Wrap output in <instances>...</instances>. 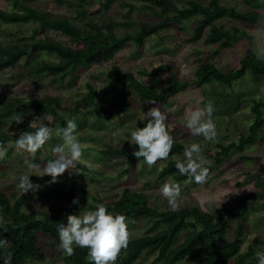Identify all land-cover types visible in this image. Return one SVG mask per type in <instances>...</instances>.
<instances>
[{
	"label": "rangeland",
	"instance_id": "374dc122",
	"mask_svg": "<svg viewBox=\"0 0 264 264\" xmlns=\"http://www.w3.org/2000/svg\"><path fill=\"white\" fill-rule=\"evenodd\" d=\"M30 5L36 11H44L47 15L66 17L81 30L88 29L92 22H102L103 19H113L119 25L116 32L132 30L142 27L147 22H156L158 16L138 0H112L104 7L105 0H86L84 3L85 15L78 14L76 7L57 0H20ZM188 0H173L179 7L187 5ZM206 4L208 0H195ZM219 4L233 7L239 12L256 10L264 17V0H255L247 3L244 0H218ZM101 4V5H100ZM103 4V5H102ZM0 9L4 11L20 10L13 5L12 0H0ZM198 16H192L183 21L182 27L176 24L161 29L158 33L146 37L142 48L137 49L133 41L126 43L121 50L115 53L112 59L98 64L87 65L76 53L72 61L77 66L70 74L62 78H54L46 73H29L27 68L41 61H59L54 53L46 51H29L27 56L15 67H8L0 71V98L3 101L13 100L16 96L26 100L40 98L48 95L59 96L65 106L81 97L87 92V84L94 89L96 103L83 107L75 115L58 112L59 117L67 122L72 119L77 123L76 134L84 148V159L94 165L96 170L90 171L83 164L76 169L66 171L58 177V182L50 183L51 177L43 178L30 175L34 184L42 187L59 185L65 188L72 187L78 197L86 204L92 197L102 199H116L125 187L132 191H141L148 197L149 203L156 209H170L167 201L159 194L160 186L167 182L181 184L180 206H198L203 211L212 213L217 207L230 208L237 196L242 193H255L261 188L257 182L264 178V123L252 143L243 149H232L220 163L214 162L217 156V143L228 144L236 142L240 134L248 133V126L253 120L251 111L252 100L264 95V76H253L247 72L243 77L235 80L230 86L220 82H209L201 86L194 84L195 69L203 63H214L222 71L237 67L240 58L246 49L251 47L253 52L264 49V18L255 23H245L225 16L215 21L227 30L237 27L245 32L239 34L231 46L221 48L218 44H206L204 37L191 40ZM125 23H127L125 25ZM38 22L34 19L23 22L4 23L0 21V42L4 45L22 44L48 37L79 48L69 36L51 29L37 28ZM258 56V55H257ZM112 65L119 70L131 71L134 76L146 85L155 89H167L171 83L169 71L151 72L159 66H168L179 80L188 83L171 96L167 102H148L140 100L133 92L126 99L125 108H119V91L121 85L110 80L107 72ZM142 71H147L143 73ZM99 89V90H98ZM203 103L197 104L198 100ZM209 100L214 104L212 119L216 125L217 137L213 142H207L203 137L193 136L184 126L187 110L203 107ZM100 104V105H99ZM160 107L167 113V127L173 139L187 145L196 142L205 145L204 157L214 162L210 179L206 184L198 185L194 182L176 180L171 175L158 177L161 167L167 160L158 161L152 168L144 164L143 159H134L128 162L125 155L104 152L108 146L118 148L126 147L131 152L138 150L137 145H130L126 138L130 131L136 127H143L144 112L151 107ZM263 119H264V109ZM20 114L23 122L19 125L12 121V117ZM32 124L40 126L47 124L56 129L65 127L53 121L51 114H41L34 109L16 111L10 116L0 119V145L6 151V157L0 160V190L8 194L21 195L17 190L18 176L28 172L24 163L25 154L18 153L14 147L15 140L22 135L25 126ZM62 141L53 135L42 149H40L33 162L44 167L48 160L53 159L51 149ZM184 153V152H183ZM183 153L174 154L170 158L183 159ZM30 159V158H29ZM33 196L24 194L23 210H40L52 213L54 208L65 206L66 203L57 199H46L38 191ZM208 196L216 198V204L211 209L206 205ZM220 204V206H219ZM250 208L246 215L244 234L242 236L241 251H246L254 240L261 243L255 250L264 249V204L250 201ZM130 238L144 233L150 225L146 219L128 220ZM235 221L229 220L226 233L219 238V242L232 238ZM184 234L178 236L177 242ZM59 243L40 233V247L44 253L43 261H26L23 264H59L65 255L58 247ZM200 259L184 258L178 264H200ZM151 257L142 255L135 264H150ZM228 264H233L231 261ZM246 264H257L255 255Z\"/></svg>",
	"mask_w": 264,
	"mask_h": 264
},
{
	"label": "trees",
	"instance_id": "16d2710c",
	"mask_svg": "<svg viewBox=\"0 0 264 264\" xmlns=\"http://www.w3.org/2000/svg\"><path fill=\"white\" fill-rule=\"evenodd\" d=\"M57 1L76 7L78 14L85 15L86 13L84 8L86 0ZM111 1L105 0L104 7H107ZM138 1L151 9L158 16L159 21L147 22L142 27L117 33L115 29L119 24L113 19L106 18L100 23L92 22L88 29L81 30L69 18L47 15L44 11H36L20 0H12L13 5L19 7L20 10L4 11L0 9V21L15 23L34 19L38 22V29L45 30L47 28L59 31L81 46L74 48L48 37L22 44L4 45L0 42V71L17 66L29 51L39 50L56 54L59 61H41L32 64L27 68V72H43L54 78H62L76 68L77 62L72 61L76 53L80 54V58L87 65L98 64L112 59L115 53L129 41H133L137 49L140 50L146 37L158 33L159 30L168 28L172 24L182 27L183 21L192 16H198L193 35L190 38L192 41L199 39L208 29L204 42L218 44L219 47L225 48L231 46L237 36L245 32L237 27H233L229 31L223 25H217L216 20L228 16L251 24L264 18L262 13L256 10L239 12L233 7L219 4L218 0H208L206 4L188 0L184 7H179L173 0ZM244 1L255 2V0ZM161 71L170 72L171 83L167 89L158 90L139 81L131 71L123 72L116 65H112L106 75L110 80L121 85L118 107L121 109L126 107V99L132 92L142 101L167 102L171 96L188 86L187 82L179 80L166 65H159L151 70L154 73ZM142 72L147 73V71ZM247 72L253 76H264V59L258 58L251 47L246 49L237 67L228 71H222L214 63L199 65L195 69L194 84L201 86L216 81L230 86ZM87 89V92L74 100L70 106L63 105L60 97L53 95L30 100L19 96L8 101H3L0 98V119L10 116L16 111L34 109L41 114H51L55 123L64 126L66 122L59 117V111L75 115L83 107L96 103L93 87L87 84ZM250 109L253 120L248 126V133L240 134L236 142L217 143L218 150L214 162L220 163L232 149L241 150L255 139L264 123L262 112L264 95L253 99ZM31 129L30 126H25L26 131ZM186 145L174 140L168 160L161 167L158 177L163 178L171 175L176 180L188 179L179 174L175 168L176 160L170 158L174 154L183 153ZM202 146L203 151L207 150L205 145ZM103 151L125 155L128 162L137 159L132 155L133 152L126 147L108 146ZM214 162L209 165L210 174ZM257 184L261 187L259 191L239 194L232 207L216 208L212 213L203 211L198 206H180L178 211L156 209L150 205L145 193L132 191L128 187H125L116 199L107 200L92 197V203L86 204L76 195L72 187L65 188L59 185L42 188L38 193L46 199L64 201L65 206L54 208L52 213L40 210L26 212L22 208L24 194L15 196V194H8L0 190V217H3V223L0 224V239H7L9 242L5 248L0 249V264H4V256L9 252L12 254L11 264L43 261L44 253L40 247V233L47 234L55 243H59L57 225L66 223L68 214L80 215L85 210H94V205L97 203L104 204L106 209L113 214L124 215L126 222L131 219L150 221V225L143 234L130 238L127 248L122 250L116 264H135L142 255L151 257L150 264H178L179 261L187 257L200 259V264H228L230 261L233 264H246L255 255V247L261 243L258 239L254 240L246 251H241L242 236L245 230L244 222L250 208V201L264 204V178H259ZM28 194L33 196L34 193L30 191ZM73 198H78L79 204H73ZM229 220H234L236 224L232 238L219 242V238L226 233ZM181 233L184 235L177 242ZM86 256L87 249L75 248L74 254L72 256L64 255L59 264H91Z\"/></svg>",
	"mask_w": 264,
	"mask_h": 264
},
{
	"label": "clouds",
	"instance_id": "9594fccd",
	"mask_svg": "<svg viewBox=\"0 0 264 264\" xmlns=\"http://www.w3.org/2000/svg\"><path fill=\"white\" fill-rule=\"evenodd\" d=\"M258 58L264 59V49L257 52ZM152 70V69H151ZM150 70V71H151ZM99 90V89H98ZM29 102V101H28ZM203 100L197 101V104ZM214 104L209 100L203 107H196L187 110L184 119V126L193 136L203 137L207 142L215 141L217 137L216 125L212 119ZM168 115L160 107H151L144 112L143 127H136L130 131L126 138L130 145H137L138 150L133 151L132 155L138 160L143 159L148 168H152L158 161L167 160L172 150L174 139L170 134L166 121ZM17 125L23 122L20 114L12 117ZM35 131L24 132L14 143L18 153L25 154L24 163L28 172L18 176L17 190L23 195L28 192H36L42 186L34 184L30 175L37 177H51L50 183L58 182V177L66 171L76 169L78 164H83L90 171L96 170L98 165H94L84 159V148L76 134L77 123L68 119L65 127L53 129L47 124L37 126L32 124ZM53 135L62 141L51 149L53 159L48 160L44 167L34 163L38 151L52 139ZM6 157V151L0 145V160ZM183 159H177L175 168L181 176L187 177V183L194 182L203 185L210 179L211 164L203 155V146L193 142L184 148ZM181 184L167 181L159 188V194L167 201L172 211H178L181 197ZM73 204H79L78 198H73ZM91 204V201H87ZM209 209L216 204V198L208 196L205 199ZM220 206V204H219ZM218 208V207H217ZM3 217H0V224ZM59 238V249L66 256H72L75 248L87 249L86 259L91 264H116L122 252L126 249L130 240L126 217L122 214L109 212L105 205L97 203L94 210H85L82 214H68L66 223L57 225ZM7 239H0V249L8 245ZM12 254L9 252L4 256V264H11ZM257 264H264V249L257 250L255 253Z\"/></svg>",
	"mask_w": 264,
	"mask_h": 264
}]
</instances>
